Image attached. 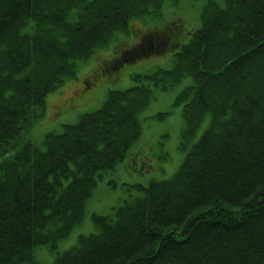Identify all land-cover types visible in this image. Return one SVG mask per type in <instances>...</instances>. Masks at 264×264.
<instances>
[{
	"label": "trees",
	"instance_id": "16d2710c",
	"mask_svg": "<svg viewBox=\"0 0 264 264\" xmlns=\"http://www.w3.org/2000/svg\"><path fill=\"white\" fill-rule=\"evenodd\" d=\"M164 1L0 0V264H42L30 261L34 248L58 246L83 222L98 178L139 139V114L154 98L144 78L164 90L188 75L194 83L177 98L184 102L182 148L208 115L210 124L179 169L140 186L144 195L113 213L94 214L96 231L79 236L52 264H264V0H227L224 7L209 0L201 27L171 68L110 91L99 109L48 133L43 147L25 137L42 117L47 95L75 75L77 59L127 31L132 19L158 14ZM110 8L113 17L106 16ZM40 11L60 12L62 21L44 22ZM155 27L164 29H144L155 36ZM207 29L208 43L200 40ZM236 40L244 52L262 54L243 57ZM114 56L89 85L131 64ZM243 215L246 221L230 222Z\"/></svg>",
	"mask_w": 264,
	"mask_h": 264
},
{
	"label": "rangeland",
	"instance_id": "374dc122",
	"mask_svg": "<svg viewBox=\"0 0 264 264\" xmlns=\"http://www.w3.org/2000/svg\"><path fill=\"white\" fill-rule=\"evenodd\" d=\"M209 0H165L156 15H146L136 19L131 29L117 31L107 44L96 46L89 57L77 61V71L68 77L46 99L44 113L36 123L26 131V139L43 147L48 133L63 131L64 124L77 123L83 113L99 109L110 91L125 90L137 84V75H148L159 69H169L173 65L175 54L190 39V33L200 28L201 13ZM221 6L227 0H214ZM177 20V24L173 21ZM169 25L168 34L171 43L163 51L154 53L139 61L123 66L119 71L107 74L93 85L82 89L81 84L95 70L102 59L110 57L117 46L127 48L135 38L146 34L147 26ZM149 29V28H148ZM162 30L155 27L154 31ZM167 29H164L166 31ZM185 31H188L186 35ZM157 47L158 40L144 35L146 47ZM179 44V45H178ZM123 50V49H121ZM85 83V82H84ZM144 83L155 90V98L139 114L142 132L139 139L129 148L126 157L114 168L102 173L97 180L92 196L86 202L83 222L72 233L58 243L56 251L48 246H37L34 254L38 262L52 264L59 253L74 247L79 236L95 232L94 214H110L126 201L144 195L140 186L146 187L153 181L171 178L181 166L193 142L200 138L210 124L208 115L197 129L192 141L182 148L181 134L185 126L183 117L184 102H178L182 90L194 83L191 76L168 89L156 87L149 78ZM74 86V87H73ZM78 89L80 93H78ZM77 90V91H76ZM75 91V92H74ZM74 92V93H73ZM73 94V95H72ZM160 114H165L160 117Z\"/></svg>",
	"mask_w": 264,
	"mask_h": 264
},
{
	"label": "bare ground",
	"instance_id": "6f19581e",
	"mask_svg": "<svg viewBox=\"0 0 264 264\" xmlns=\"http://www.w3.org/2000/svg\"><path fill=\"white\" fill-rule=\"evenodd\" d=\"M213 11H216V9L215 8H213L212 9ZM38 13V15L41 17V18H43V20H45L44 22H48V23H54V21L55 20H60V21H62V18H63V15H60L59 13L60 12H57L55 15H52V14H50L49 12H43V11H40V12H37ZM116 13V10L115 9H113V8H110V9H108L107 11H106V16L107 17H113L114 16V14ZM54 14V13H53ZM212 24H210L209 26H211ZM236 29V27L235 28H231V29H229V34L231 35V34H233L234 33V30ZM206 34H205V36L203 37V38H200V40L202 39L204 42H209V41H211V38H212V32H209V29H207L206 30ZM172 36V35H171ZM198 46V45H197ZM196 46V47H197ZM235 46H237V48L238 49H240L241 50V53H242V55H243V57H247V56H251V55H256L257 53H261L262 54V50L261 49H257V50H252V49H250V52L248 53V52H244V49H245V47H244V43H243V41L242 40H236L235 41ZM196 47H195V49H196ZM35 56L36 55H33L32 57H30V56H28L27 58H29V59H34L35 58ZM63 67H62V65H58L57 67H56V69H62ZM206 80V84H207V86H209L210 84H209V82H208V80L207 79H205ZM9 108H10V110L11 111H16V107L15 106H13L12 104L10 105L9 104ZM209 112V111H208ZM155 198H150L146 203H145V207H146V210L148 209V208H150L151 207V204H152V202H153V200H154ZM222 212L224 213V212H226V211H228L229 212V209L228 208H226V207H223L222 209ZM243 214V213H242ZM260 214V213H259ZM262 215V214H261ZM259 216V215H258ZM241 217V220L240 221H235L234 219H231L230 220V222L231 223H239V222H242V221H246L248 218H247V216L246 215H243V216H240ZM227 223H229V221H226L225 222V224H227ZM127 226L128 227H132L133 225H132V223H127ZM118 230V229H117ZM116 231V230H115ZM120 231H118L117 233H119ZM112 235V234H111ZM94 245V244H93ZM96 245V244H95ZM94 248V246H92L91 247V250H96L95 248ZM151 250H153V252H157V250H155L154 248L153 249H147V250H144L145 252H143V251H141V253L144 255V256H148V253H151ZM142 254H140V255H138V258L142 255ZM30 261L32 262V263H39L38 261H37V259H36V257H35V254L33 253L32 254V256H31V259H30Z\"/></svg>",
	"mask_w": 264,
	"mask_h": 264
}]
</instances>
